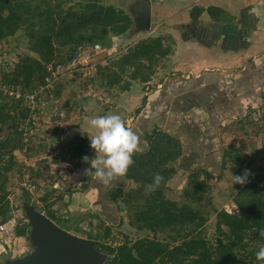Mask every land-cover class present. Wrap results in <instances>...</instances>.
Returning a JSON list of instances; mask_svg holds the SVG:
<instances>
[{
	"label": "trees",
	"instance_id": "obj_1",
	"mask_svg": "<svg viewBox=\"0 0 264 264\" xmlns=\"http://www.w3.org/2000/svg\"><path fill=\"white\" fill-rule=\"evenodd\" d=\"M72 1L0 0V41L22 30L27 48L36 54L20 57L9 70L2 73L0 83L18 85L29 92L44 83L50 63H65L82 44H107L109 34L123 35L132 24L131 17L122 8L102 4L99 0ZM204 11L214 22L220 21L221 8L194 5L189 10L194 25L198 24ZM195 35L194 32L183 34L184 37ZM173 45V38L169 34L146 36L105 65H98V69L96 66L98 73L95 76H100L107 87L120 85L126 89L131 81L148 83L157 65L173 53ZM123 74L128 76L124 84ZM209 78L212 77L181 79L180 83L172 79L166 81L163 87L155 88L153 93L157 96L151 109L153 115L148 112L150 100L146 103L147 97L143 96L135 113L140 114L139 121L148 123L151 120L152 125L146 130L138 124L131 128L144 147L134 154V164L121 178L122 184L127 180L132 181L135 184L133 187L125 188L116 183L103 186L95 181L91 173L85 176L82 188L86 189L88 183L92 182L97 188V200L90 205L95 207L94 212L88 206L82 213L85 214L84 219L88 220V238H95L92 233L96 234L94 236L100 233L101 240H97L95 247L108 255L103 264H264V261L256 259V253L264 247V236L260 235L264 229V173L249 175L247 182L235 191L232 201L237 211L234 212L212 208L205 183L201 180V175L207 172L202 163L192 165L179 199L166 195V182L176 172L174 162L184 154L183 139L173 132L188 130L186 123L187 120L190 123L191 119H194V123L190 126L194 124L199 133L204 129L209 132L212 125L207 126L203 116H197L196 112L200 111L197 107L211 110L210 105H216L222 107V111L239 110L242 107L241 98H251V93H254V88L249 86L252 78L240 80L234 74L229 82L228 79L221 80L220 85ZM260 89L264 91V80ZM193 103L196 108L191 106ZM172 112L176 115L169 119ZM156 114L161 116L160 120L166 117L167 120H162L166 123L165 128L162 121H155ZM28 116V106L22 99L8 98L0 91V225H6L12 218L7 183L9 173L18 167L15 151L28 146V142H24ZM198 121L202 129L196 124ZM205 135H200L198 142ZM206 141L214 143V137L205 139L199 147L202 148ZM229 151L228 159L233 164L241 165L244 160L238 156L237 149L230 146ZM206 152L209 155L213 151ZM69 153L76 167L75 172L78 170L80 174L90 168L91 160L95 157L89 152L85 135L74 140ZM203 155L200 151L201 159L205 157ZM85 156L89 158L88 162L83 161ZM234 172L237 173L236 168ZM157 173L164 180L156 191L149 192L148 185L153 183ZM26 193V201H29L30 195ZM41 200L46 207L45 215L56 224L62 223L48 197L43 196ZM117 211H125L130 227L143 234L133 240L125 235L118 244L108 241L114 225L107 224L106 220V223L102 222L101 216L115 215ZM211 211L215 214V232L209 237L206 225ZM96 221L101 223L102 232L95 230ZM74 228L79 229V226L75 225ZM27 232L26 222L14 229L18 237L25 236Z\"/></svg>",
	"mask_w": 264,
	"mask_h": 264
},
{
	"label": "rangeland",
	"instance_id": "obj_2",
	"mask_svg": "<svg viewBox=\"0 0 264 264\" xmlns=\"http://www.w3.org/2000/svg\"><path fill=\"white\" fill-rule=\"evenodd\" d=\"M73 1L84 2L85 0ZM99 1L105 5L111 4L116 8H122L128 15L131 13L126 8L134 4L133 0ZM207 2L208 0L199 1V3H205L206 6H209L210 4ZM192 4H195L194 0H152L155 14L158 13V15L154 16L149 29L135 31L133 24H131L125 34L119 36L111 33L109 34V43L101 45L102 50L96 56L97 69L98 65H105L108 60L116 58L128 47L146 36L171 35L174 41L175 56L169 55L164 58L157 65V69L148 83L131 81L126 89L120 85L107 87L102 83L100 76H95L97 69L93 75H90L91 77L66 73L54 80V89L51 91L53 95H46L47 104L35 113L34 124L32 125L33 133L28 135V140H24V142H28V146L25 149L15 151L18 167L9 173L7 183L8 200L12 206V218L6 222L8 231H0V264L6 258L13 259L28 252L30 246L27 237L28 232L25 236L18 237L14 234V229L24 222L27 223L22 206L23 202L30 203L45 214L46 207L41 200L43 196H47L48 201L52 202L55 214L62 222L57 225L63 229H68L75 235L88 238V220L84 219L85 214L82 211L87 210L88 206L90 207L91 203L97 200V188L92 185V182L88 183L86 189L82 188L86 181V175L78 173V170H76L77 173L75 172L74 161L69 155L70 146L74 140L85 135L89 152L95 156L94 150L90 147L89 139L95 134V130L90 127L89 121L98 116L116 114L121 116L126 126H130L129 128L136 127L137 124L143 126L142 128L145 130L151 128L152 121L149 120L148 123L139 121L138 117L141 116L136 114L135 110L141 105L143 96H146V103L150 100L148 112L153 115L151 109L155 100L154 97L157 96H154L156 93H153L155 89L153 85H164L167 81L165 77L170 76L173 70L177 72L176 69H170L169 61L177 60L174 64L180 69L184 68L185 64L191 63L189 59L184 58L193 57L189 55H193L195 51L192 48L186 49L184 46L180 49L179 43L176 42L177 37L180 41V35L178 36L177 33H179L181 25L189 20L187 14ZM169 15L172 18H169ZM162 19H164L163 24ZM205 19L208 20L207 15ZM26 54L36 56L27 48L22 30H18L13 36L0 41V79L5 70H9L20 57ZM198 54L197 56H201L202 52ZM177 55L178 57H176ZM122 76V84H124L123 82H126L128 76L126 74ZM56 92H59V95H56ZM256 93L257 95H252L251 98H241L242 107L239 110L222 111L223 108L216 105H213L216 107L210 105V109H212L209 110L196 108L195 103L191 105L202 111H197V116H203L207 126H212L209 129L210 133L205 132L207 129L199 133L200 130L194 124L192 127L190 126L194 123V119H191L190 123L188 120L186 123L188 130L185 129V132L180 133L178 131V133L173 132L182 137L184 154L174 162L176 172L166 182L165 191L168 197L179 199L187 181V173L194 164L202 163L207 172L201 175V180L205 183L212 208L215 210L225 209L228 212L237 211L232 198L241 184H233L232 177L242 176L246 170L250 173L249 175L255 172L264 173V96L259 94V90ZM65 102H68V106H65ZM181 106L178 108L180 109ZM175 115V112L170 113L169 119ZM160 118L159 114L154 115V119L158 123L167 120L166 117L161 120ZM161 124L164 127L166 123L162 121ZM177 124L179 125V123ZM177 124H175L176 127ZM196 124L202 129L203 126L199 121ZM192 128L194 130H189ZM215 132H217L216 135ZM200 135H205V138L198 142ZM213 137L214 143L206 141L202 148L199 147L205 139L211 140ZM230 146H234L238 156L244 160L241 165L233 164L228 159ZM140 147L142 149L144 143ZM200 151L205 156L202 159ZM206 151L213 152L208 155ZM235 168L237 173L234 172ZM112 183L125 188L135 185L130 180L122 184L121 178ZM26 192L30 195L29 201H26ZM94 208L92 206L89 210L94 212ZM107 216L106 214L104 217L101 216V221L104 223L107 221V224L114 225L108 241L118 244L124 240L125 235L133 240L143 234V232H136L130 227L125 211H117L115 215L109 214V218ZM96 222L94 224L95 230L102 232L101 223ZM64 224L69 228H66ZM75 225H78L79 229H75ZM206 226L207 234L210 237L215 232L214 211H211ZM99 234L94 236L96 234L92 233L96 239H91L101 240Z\"/></svg>",
	"mask_w": 264,
	"mask_h": 264
},
{
	"label": "crops",
	"instance_id": "obj_3",
	"mask_svg": "<svg viewBox=\"0 0 264 264\" xmlns=\"http://www.w3.org/2000/svg\"><path fill=\"white\" fill-rule=\"evenodd\" d=\"M150 1L152 24L154 16L158 13L155 14L152 0ZM199 1L194 0L195 4H192L191 7L194 5L207 7L205 3H199ZM208 2L210 5L222 9L220 21L214 22L204 11L199 17L198 24L194 25L188 12L189 20L181 25L179 33H177L178 36L180 35V41L177 37L176 43H179L180 49L183 46L186 49L192 48L195 53L189 55L184 52L193 57L184 58L189 59L191 63L185 64L182 69L175 67L174 62L177 60L169 61L170 69H176L177 72L173 70L171 75L165 79L167 81L177 79L176 82L180 83L181 79L212 77L209 79H214L215 84L220 85L221 80L228 79L229 82L235 74V78L240 80L245 78L246 81V79L252 78L253 81L249 86L254 88V93L250 92L251 95H257L256 92L259 90V94L264 96V91L260 89L262 80H264V0H208ZM205 14L208 16V20L205 19ZM170 16L168 17L172 18ZM161 21L163 24L164 19ZM192 32L196 33L194 37L183 36L184 33ZM201 52L202 55L197 56ZM173 56H175V51L171 54V57ZM160 85H153V87L164 86ZM76 193L78 194V192Z\"/></svg>",
	"mask_w": 264,
	"mask_h": 264
},
{
	"label": "water",
	"instance_id": "obj_4",
	"mask_svg": "<svg viewBox=\"0 0 264 264\" xmlns=\"http://www.w3.org/2000/svg\"><path fill=\"white\" fill-rule=\"evenodd\" d=\"M133 2L126 9L131 13L134 30L149 29L151 1ZM22 206L27 218L29 250L20 257L6 258L2 264H103L108 258L107 254L96 249V240L61 228L30 203L23 202Z\"/></svg>",
	"mask_w": 264,
	"mask_h": 264
},
{
	"label": "clouds",
	"instance_id": "obj_5",
	"mask_svg": "<svg viewBox=\"0 0 264 264\" xmlns=\"http://www.w3.org/2000/svg\"><path fill=\"white\" fill-rule=\"evenodd\" d=\"M90 127L95 130L91 136L90 147L95 152L91 160L90 168L84 170V175L92 174L95 181L100 185L107 186L127 175L129 168L134 164V154L142 151L139 136L126 126L120 115L108 114L92 118ZM88 157H83L88 162ZM249 172L246 170L242 176L232 177L233 184H244L247 182ZM164 177L155 174L153 183L148 185V191H156ZM264 236V229L260 231ZM258 261H264V247L256 253Z\"/></svg>",
	"mask_w": 264,
	"mask_h": 264
},
{
	"label": "built area",
	"instance_id": "obj_6",
	"mask_svg": "<svg viewBox=\"0 0 264 264\" xmlns=\"http://www.w3.org/2000/svg\"><path fill=\"white\" fill-rule=\"evenodd\" d=\"M101 50L102 46L99 42L78 46L65 63H50L47 67L49 74L45 78L44 83L29 92L22 90L18 85L8 86L0 83V91H2L3 95L15 100L22 99L28 106L29 116L24 127V140H28V135L33 133L32 125L34 124L35 113L47 104L46 95H53L51 91L54 89V80L66 73L91 77L90 75L96 72V56ZM30 122L31 124H29ZM0 231H8L5 224L0 225Z\"/></svg>",
	"mask_w": 264,
	"mask_h": 264
},
{
	"label": "flooded vegetation",
	"instance_id": "obj_7",
	"mask_svg": "<svg viewBox=\"0 0 264 264\" xmlns=\"http://www.w3.org/2000/svg\"><path fill=\"white\" fill-rule=\"evenodd\" d=\"M80 237H82V236H80ZM84 238H86V237H84ZM89 239H91V238H89ZM101 252V251H100Z\"/></svg>",
	"mask_w": 264,
	"mask_h": 264
}]
</instances>
